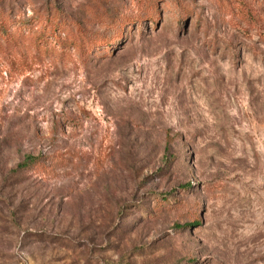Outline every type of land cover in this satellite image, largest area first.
I'll use <instances>...</instances> for the list:
<instances>
[{"label": "rangeland", "instance_id": "374dc122", "mask_svg": "<svg viewBox=\"0 0 264 264\" xmlns=\"http://www.w3.org/2000/svg\"><path fill=\"white\" fill-rule=\"evenodd\" d=\"M48 4L110 45L37 47ZM12 5L0 264H264V0ZM27 154L46 170L13 174Z\"/></svg>", "mask_w": 264, "mask_h": 264}, {"label": "trees", "instance_id": "16d2710c", "mask_svg": "<svg viewBox=\"0 0 264 264\" xmlns=\"http://www.w3.org/2000/svg\"><path fill=\"white\" fill-rule=\"evenodd\" d=\"M13 0H10L9 7L2 4L0 5V52L8 55L14 54L21 46L22 41L25 39L23 32V21L16 19V16H12L14 12ZM34 25H39V29L35 33H30V38L33 39V43L37 47L47 48L50 42L49 38L57 44H61L62 47L70 46L77 49L79 57L82 60L94 58V53L99 52L100 46L107 47L110 45L112 39L102 36L99 38L93 37L85 31L84 27L79 21L73 20L63 11L53 5H47L44 14L37 15L34 19H31ZM140 18L124 17L120 22V26L127 22H136L137 25L142 26ZM71 27H74L76 31H71ZM14 28V30H13ZM64 36V37H62ZM46 170V166L42 161L41 156H33L27 154L21 162H19L12 170L13 174H19L24 171H36L43 172ZM197 223V221H194Z\"/></svg>", "mask_w": 264, "mask_h": 264}]
</instances>
